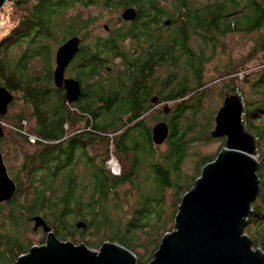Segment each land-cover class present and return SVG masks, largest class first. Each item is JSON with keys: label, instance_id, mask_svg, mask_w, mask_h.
Here are the masks:
<instances>
[{"label": "trees", "instance_id": "trees-1", "mask_svg": "<svg viewBox=\"0 0 264 264\" xmlns=\"http://www.w3.org/2000/svg\"><path fill=\"white\" fill-rule=\"evenodd\" d=\"M8 1L15 17L7 28L6 35L0 39V87L12 95V101L8 104L6 113L0 114V122L12 126L7 130L9 133L5 134L6 126L0 125V141L3 138L15 140L20 137L32 147V151L23 158V178H19L20 173L11 177L16 186L13 196L0 203V264H15L17 258L26 254L32 245L46 242L47 233L42 227H38L42 229V237L38 242L26 236L35 231L30 223L34 225L32 218L36 216H40L61 241L83 243L94 249H99L104 241L116 242L135 254L137 264H145L150 257L146 262L148 264L153 259L163 234L174 229L173 218L182 195L194 185L203 166L218 155L217 153L202 160L198 174L192 177L191 183L176 189L174 184L179 177L178 165L182 161L187 133L191 128L187 125L192 120L189 118L184 124L187 127L185 129L172 128L167 137V142L168 139L174 142H168L169 160H162L171 168L163 171L152 163L154 180L139 185L134 183L139 192V201L132 212V218L123 228L119 227V222L114 224L111 213L121 207L118 187L126 181L134 182L132 166L143 147L142 145L141 150L139 149V139L142 138L147 144H154L151 127L144 123L145 116L151 111L150 96L158 94L159 101L177 103V114L174 117L171 115L170 120L166 121L168 126H178L173 124V120L178 119L175 116H181L189 107L184 98L198 91H205L206 84L203 82L194 87L177 84L165 91L167 82L175 77L170 71L181 65L174 60L176 63L161 78L155 74V68L161 62L176 59L174 51H180L181 58L187 54L192 56L193 52L185 43L192 29H198V35L206 44V37L232 31L227 30L229 27L246 32L262 29L264 6L253 0L252 8L244 4L247 8L245 12L238 9L241 0H214L198 8L190 5L191 0H168L170 10L160 0ZM228 5L232 7L231 10H227ZM87 6L123 9L133 7L137 15L129 23L121 22V26L111 27L105 36L98 35L91 43H84L79 48L67 68L78 81L81 94L77 100L69 102L63 87H56L53 83L51 54L54 44L58 47L73 36L82 38L89 25L100 17V10L98 14L82 15ZM74 8H80L82 12L78 10L70 16L69 11ZM236 15L244 26L236 27L235 23L228 22L223 28H219L222 18H235ZM163 17H169L176 32L182 36L180 44L176 36H169V33L164 35L153 31L152 34H145L144 28H153V20L161 22ZM192 32L196 33L197 30ZM142 36L147 37L149 43L146 55L129 58V51L123 43L128 39L138 44ZM256 47H264V36L256 41ZM199 49L201 53L202 44ZM119 57H122L119 65L104 68L105 63H113ZM202 59L205 58L202 56ZM42 61L46 67L37 71V64ZM183 62L189 64L188 60ZM195 65L190 63L193 73L189 81L185 76L189 67H186L180 78L183 84L201 79L202 61L196 67ZM101 69L105 70L102 75ZM114 71L117 72L115 83L119 84L107 87L100 77L108 76V73ZM121 75L127 78L122 80ZM262 84L264 73L260 74L257 82L252 83L261 89L264 87ZM231 88L241 98L240 93L234 87ZM241 100L245 105L243 127L255 139L254 153L258 161L256 173L261 190L259 201L254 204L253 211L248 216V224L256 227L255 235L252 236L254 243L260 238V244H264V88L256 100ZM16 102L21 103L19 111L9 114L8 108ZM28 118L33 119V125H24L23 121ZM114 132L118 134L115 136ZM30 136L37 139L30 141ZM205 137V140L210 139V133L207 132ZM102 142L104 149L99 152V157L91 155L89 150ZM111 150L122 153L125 161L128 159V163L132 164L127 173H123L122 168L120 173H111L106 167ZM127 150L132 151L130 159L125 155ZM0 152L2 153L1 149ZM79 164L82 169L87 168L88 164L90 174L80 171ZM167 190H172L173 199L169 215L164 216V222L160 226L159 219L163 217ZM257 246L255 244L254 248Z\"/></svg>", "mask_w": 264, "mask_h": 264}, {"label": "rangeland", "instance_id": "rangeland-1", "mask_svg": "<svg viewBox=\"0 0 264 264\" xmlns=\"http://www.w3.org/2000/svg\"><path fill=\"white\" fill-rule=\"evenodd\" d=\"M214 0H191L192 3L190 5L194 8L202 7ZM261 4V6H264V0H254ZM9 1L5 2L0 7V18L2 23V30L0 31V39L4 37L7 33V28L11 23H13V19L15 17L12 9L10 8V5L8 6ZM161 4H163L168 10H170L171 4L168 2V0H160ZM240 6L238 9L241 8V10L247 12V8H245L244 4H248V8H252L254 6L253 0H241ZM231 6H227V10H231ZM78 10H80V13L82 12L80 8H74L73 10L69 11V15H74ZM99 10L101 11L100 17L91 25H89L87 33L81 38L80 43L78 45L79 48L85 43H91V40L95 37L99 36H105L106 33L109 31V29L113 26L118 27L121 26V22H125L120 18V15L122 13L123 8H104V7H95V6H87V8L83 9L82 15H86L88 13L91 14H98ZM249 13V12H248ZM237 15L230 16L228 18L224 17L220 20L219 28H223L225 25L228 24V22H233L236 24V27L244 26L241 25L240 17ZM169 17H163L161 22ZM125 23H129L126 21ZM107 26V28H106ZM161 27H164L163 33L166 35L169 33V36H176L178 39V44L182 42L183 38L181 35H179L176 30L174 29V26L170 24L169 26H164L163 24H160ZM193 30H197L196 33L192 32ZM215 30V29H214ZM225 34L217 33L215 35H209L206 37V43H203L202 38L198 31V29H192L189 31L188 38L186 40V47H188L191 52H193L192 56L190 55H184L183 58H181V52L180 51H174L173 55L176 59H168L165 62H161L160 66H157L155 68V74L158 77H163L168 69H171L170 67L173 65V63L178 62L181 67H173L170 73H174L175 77L170 79L169 82H167V86L165 87V91H168L172 86H175L179 84V86L187 85L189 87H194L196 84L203 82V84H206L204 86V92H197L189 96L186 100V104L189 105L187 109H185L182 113V117L180 115L175 116L178 119L173 120V124L178 126H171L169 127V132L172 131V128H182L185 129L188 126H191L187 133L186 138V144L184 146V155L182 157V161L180 165H178V171H179V177L175 181V187L176 189L187 186L191 183L192 177L198 174L199 169V163L202 162L205 158L211 155H216L221 148L224 145L226 137H217L205 140V135L207 132L210 133V131L214 127V117L216 112L218 111L219 107L222 106V102L224 98L229 94H235L239 97V94L236 93L232 88L234 87L239 93H240V100H256L260 95L262 94V90L260 86H254L252 83L257 82L259 79L260 74L264 73V47H256V41L264 36V27L258 31L254 32H246L243 30H234L233 28L229 27ZM226 31V30H225ZM145 34L153 33L152 29L147 27L144 28ZM157 34V33H156ZM145 43L143 46L145 48H140L139 44ZM202 44V51L200 53L199 46ZM125 49L129 51L127 56L129 58H133L136 56H145V51L149 47V43L147 40V37H141V41L138 44H135V42L132 40H126L123 43ZM53 52L51 54L52 57V68L55 66L54 63V53L57 49V45L54 44L53 46ZM177 45L175 46V48ZM55 49V50H54ZM175 50V49H174ZM173 51V50H171ZM78 52V51H77ZM76 52V54H77ZM205 59H202V56ZM75 56V55H74ZM122 57H119L118 59H114L113 63H105L104 68H108L119 65L121 63ZM176 60V62H174ZM188 60L189 64L185 63L183 61ZM200 61H202V76L200 80H192L191 82H186L183 84L182 80L180 79L181 76L185 73L186 67H189V69L186 72V78L188 81L191 78V74L193 73L192 67L190 66V63L192 62L195 65L200 64ZM35 66V65H34ZM45 62L42 61V63L37 64V71H42L44 69ZM49 67V66H47ZM101 75L105 70L101 69ZM117 72H110L107 75H104L103 77H100L102 81H105L107 84V87H115L118 86L117 82L115 83V79H117L116 76ZM64 77H73L70 74L69 68L64 71ZM127 78L126 76L121 75V79L125 80ZM166 79V78H164ZM264 85V84H262ZM181 100V99H180ZM243 103V109H244V102ZM20 102H16L15 105L8 108L9 114L16 113L19 111L20 108ZM177 103L174 101L172 102H164L159 103L156 105V107H153L152 111L145 116L144 123H146L149 127H151L157 120H170V116L177 114V107L175 106ZM155 104H152L154 106ZM162 107L167 108V112L164 114L161 110ZM160 110V111H159ZM183 110V109H182ZM102 112H104L102 110ZM168 117V118H167ZM126 116L123 117L125 119ZM158 118V119H157ZM190 118V125L188 124L187 127L184 124L188 121ZM27 120V121H26ZM25 121H23L24 125H33V119L28 118ZM4 124V125H3ZM8 124V123H7ZM5 124L0 123L2 126H6L4 129V133H9L7 130L11 129V124ZM9 127V128H8ZM23 133V132H22ZM115 136L118 134V132L113 133ZM4 135V134H3ZM113 135V136H114ZM13 136H16L13 134ZM3 138V137H2ZM16 138V137H15ZM142 139V138H141ZM139 139L140 143L139 149L142 150L140 153L138 152L137 160L133 164L134 169V177L133 181H126L122 183L118 187V199H121V207L117 210H113L111 213L113 215V221L114 224H117L119 222V227L123 228L128 220L132 218V212L134 208L138 206V199H139V192L136 190V187L134 186V183L136 185H139V183H149L150 181L154 180V172L151 168V164L155 163L157 167L160 170L166 171L171 168L169 164H165L162 162V160H169L167 157L169 155L170 145L168 142H173V140H169L167 142V139L157 145V144H147L145 141ZM145 142V143H144ZM104 142H102L100 145L94 146L92 149L89 150L91 155H95V157H99V152L103 151V145ZM99 147V149H98ZM111 148V147H110ZM0 149L2 150L3 154V162L6 167L7 174L9 177H14L15 175H18L20 173L19 178H23L24 174L21 170L23 158L25 155H27L29 152L32 151V147L28 144H26L20 137H17V139H10L7 140L3 138L0 141ZM102 149V150H101ZM97 151V152H95ZM95 152V153H94ZM116 153V154H115ZM115 153L113 150H111V154L109 155V160L105 163L106 167L110 170L111 173H120L121 168L123 169V173H127L131 167L132 164L128 163V159L124 158V155L121 153H117L115 150ZM117 155V156H116ZM125 155L130 159L132 158V151L127 150ZM255 157V153L253 154ZM256 158V157H255ZM97 159V158H95ZM257 160V159H256ZM134 162V161H131ZM80 171L84 172L85 174H90L91 169L89 165L87 164V168H83L78 165ZM25 178V177H24ZM79 181H82L81 178H79ZM260 181V180H259ZM81 187L78 188L80 190ZM260 189L258 196L256 197L255 201L253 202V205L255 203H258L259 197H260ZM172 190H167L166 196L164 199V213L163 217L159 219V225L161 226L164 222V216L167 217L168 210L171 207L172 203ZM174 223V218H173ZM249 220L247 222V225L244 229V233L246 235H249V238L252 240V246L254 248L255 244H258V246L255 249H259L262 253H264V244H260V238L255 240L254 243V236L255 235V229L256 227L254 225L248 224ZM31 226H33V223H30ZM127 226V225H126ZM42 229L38 228L34 232L27 233V237L32 239L34 242H38L40 238L42 237ZM260 235V234H259ZM116 243V242H115ZM38 245V244H36ZM94 251H98L99 249L89 248ZM133 253V252H132ZM134 254V253H133ZM135 255V254H134ZM150 259V257L147 259V261ZM146 261V262H147ZM145 262V264H146ZM135 264H137L135 259Z\"/></svg>", "mask_w": 264, "mask_h": 264}, {"label": "water", "instance_id": "water-1", "mask_svg": "<svg viewBox=\"0 0 264 264\" xmlns=\"http://www.w3.org/2000/svg\"><path fill=\"white\" fill-rule=\"evenodd\" d=\"M8 0H0V7ZM137 12L124 8L121 19L131 21ZM170 20H165L167 25ZM107 28V27H106ZM80 38L73 36L60 44L54 55L53 83L63 87L69 102L77 100L80 86L73 77H64ZM12 95L0 87V114H5ZM167 110H165V113ZM243 103L235 94L227 95L214 117L210 137L225 136L217 157L207 162L194 185L186 191L174 216V229L163 234L148 264H264V253L252 246L244 229L259 193L258 161L253 156L255 139L242 123ZM168 125L160 121L151 126L154 144L163 143ZM0 152V203L15 192ZM33 228L42 227L46 242L32 245L15 264H135V255L121 244L104 241L99 250L83 243L59 240L40 216L33 217ZM81 226V224H77Z\"/></svg>", "mask_w": 264, "mask_h": 264}, {"label": "flooded vegetation", "instance_id": "flooded-vegetation-1", "mask_svg": "<svg viewBox=\"0 0 264 264\" xmlns=\"http://www.w3.org/2000/svg\"><path fill=\"white\" fill-rule=\"evenodd\" d=\"M154 18H157V17H154ZM166 19H168V18H166ZM165 19V20H166ZM164 21V20H163ZM163 21L162 22H158V21H156V20H153V22H152V24L154 25V27L153 28H151L152 29V31H154V32H162L163 33V28L164 27H161L160 26V24H163ZM126 22V21H125ZM128 22H130V21H128ZM171 24V22L169 23V24H167V25H165V24H163L164 26H169ZM139 46L140 47H142L143 46V44H139ZM68 67V66H67ZM67 67L65 68V71H66V69H67ZM150 99H151V104H155L154 106H151V111H152V109H153V107H156V105H158L159 103H164V102H172V101H159L160 99H159V96H158V94H153L152 96H150ZM161 110H162V112L165 114V110H167V108L166 107H162L161 108ZM151 111H149V112H151ZM160 111V110H159ZM158 119V118H157ZM160 121H163V120H157L155 123H157V122H160ZM167 125H168V122L167 121H164ZM154 123V124H155ZM153 124V125H154ZM152 125V126H153Z\"/></svg>", "mask_w": 264, "mask_h": 264}, {"label": "built area", "instance_id": "built-area-1", "mask_svg": "<svg viewBox=\"0 0 264 264\" xmlns=\"http://www.w3.org/2000/svg\"><path fill=\"white\" fill-rule=\"evenodd\" d=\"M1 30H2V23H1V18H0V31ZM0 123H2V122H0ZM33 139H37V138L35 136H30V141H33Z\"/></svg>", "mask_w": 264, "mask_h": 264}]
</instances>
